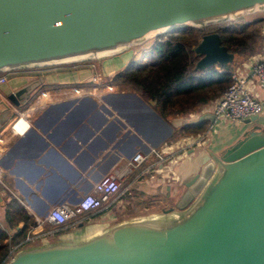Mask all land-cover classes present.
Masks as SVG:
<instances>
[{"label": "water", "instance_id": "95a60500", "mask_svg": "<svg viewBox=\"0 0 264 264\" xmlns=\"http://www.w3.org/2000/svg\"><path fill=\"white\" fill-rule=\"evenodd\" d=\"M263 9L264 0H0V72L99 58L150 33ZM194 51L201 54L197 68L234 57L217 32L203 34ZM39 84L28 82L6 99L21 107ZM170 198L172 221L119 224L84 241L17 251L4 264H264L263 131L246 130L223 152L206 153Z\"/></svg>", "mask_w": 264, "mask_h": 264}, {"label": "crops", "instance_id": "0c3cea01", "mask_svg": "<svg viewBox=\"0 0 264 264\" xmlns=\"http://www.w3.org/2000/svg\"><path fill=\"white\" fill-rule=\"evenodd\" d=\"M247 14L251 16L242 21L264 18V10ZM261 25L264 36V21ZM130 47L111 54L118 55V62L113 61V65L104 64L101 57L99 62L78 60L1 72L6 81L0 83V133L5 135L6 142L0 154V227L6 233L4 241L9 245L10 256L27 248L84 241L123 223L172 221L176 215L169 212L171 194L180 181L199 171L206 153L223 152L246 130L255 128L264 132V107L248 123L219 117L212 122L199 119L202 112L210 111L221 94L199 111L176 115L168 122L134 90L122 89L114 83H108L111 89L92 88L81 96L72 93V87L89 84L93 74L109 80L128 63L131 55L127 54L123 60L122 55ZM139 47L148 53L146 47ZM135 52H131L132 56ZM263 54L264 42L257 53L237 60L233 70L246 72L251 94L264 103V87L256 86L251 66L254 58ZM38 79L40 84L23 106L14 107L6 99L13 90ZM43 91L47 92L46 96ZM19 114L28 122V127L22 133L10 134L8 125ZM196 120H204L208 132L202 145L175 148L158 164L154 160L140 163L120 180L121 190L111 194L99 207L63 224L44 219L54 206L76 203L93 190L94 183L103 175L123 167L137 152H147L170 141L174 128ZM17 125L22 126V122ZM10 199L23 206L32 219L21 237L17 234L22 221L7 214ZM35 216L43 219L40 224H36ZM30 228L33 230L29 232Z\"/></svg>", "mask_w": 264, "mask_h": 264}, {"label": "trees", "instance_id": "16d2710c", "mask_svg": "<svg viewBox=\"0 0 264 264\" xmlns=\"http://www.w3.org/2000/svg\"><path fill=\"white\" fill-rule=\"evenodd\" d=\"M240 19L205 26L185 25L157 33L143 59L128 62L107 81L122 89L134 90L168 122L176 115L197 112L230 84L235 62L257 53L263 45L261 24L264 18L248 22L238 21ZM208 32L219 34L220 43L234 55L231 62L196 67L201 54L196 53L194 47ZM217 66L222 67L221 70ZM205 129L204 120L187 122L173 129L172 139L198 134ZM7 208L9 217L22 221L17 237L23 236L32 222L31 217L14 199L9 200ZM5 237L0 227V264H4L9 251Z\"/></svg>", "mask_w": 264, "mask_h": 264}, {"label": "built area", "instance_id": "2783aa9c", "mask_svg": "<svg viewBox=\"0 0 264 264\" xmlns=\"http://www.w3.org/2000/svg\"><path fill=\"white\" fill-rule=\"evenodd\" d=\"M264 10V9H263ZM264 17V14H263ZM252 71L255 75L256 86L264 87V54L260 55L251 63ZM6 81V76L0 73V83ZM90 81L99 84L103 81L100 74H93L90 77ZM107 88H112L110 84H107ZM91 88L74 86L71 91L76 96L84 95L91 92ZM43 95L46 96L47 92L43 91ZM264 107V103L256 96L252 95L248 86L247 74L242 69H235L231 73V82L226 87L221 95L213 102L210 111L215 114L216 117L229 119V120H242L244 118L259 114ZM22 115L15 116L8 125L7 131L10 134H17L24 132L28 127V122ZM22 121L21 128H17L16 124ZM207 131L194 135H182L171 141L164 142L159 147H152L147 152H137L130 159H127L123 167L114 170L112 173L103 175L98 179L94 185L93 190L83 195L76 203H62L54 206L49 210L44 219L52 222L53 224H63L66 221L74 218L75 216L82 214L88 210L97 208L101 203L106 200L111 194L117 191L120 180L135 166L146 161L149 157H153L154 163L158 164L166 160L168 154L174 151L175 148H188L191 146L202 145L203 141L207 137ZM6 137L0 133V154L5 149ZM153 163V165H154ZM0 183H2V168L0 166ZM43 219L39 216H35L36 224H40ZM35 228V226L33 227ZM33 230L29 229V232ZM28 232V233H29ZM28 237V236H27ZM7 259L10 257L8 254ZM6 259V260H7Z\"/></svg>", "mask_w": 264, "mask_h": 264}, {"label": "rangeland", "instance_id": "374dc122", "mask_svg": "<svg viewBox=\"0 0 264 264\" xmlns=\"http://www.w3.org/2000/svg\"><path fill=\"white\" fill-rule=\"evenodd\" d=\"M251 15L250 14H244V15H242L241 16V19L240 20H238V21H242V20H245L246 18H249ZM239 18V17H238ZM155 34L156 33H150L147 37H146V39L144 40V41H142V42H140V43H138V44H133V45H131L132 47H130L127 51H125V53H123V55H122V60L127 56V54L128 55H131V58L128 60V62H132V61H134V60H141V59H143V56H142V53L143 54H145V51H140V47H139V45L142 47H146V51H148L149 49H150V43H152L153 42V39H154V36H155ZM142 49H144V48H142ZM148 49V50H147ZM133 50H135L136 52H135V54H133V56H132V54H131V52L133 51ZM140 51V52H139ZM146 54H147V52H146ZM145 54V55H146ZM116 56H118V55H111V56H107V57H104V56H102L103 58V60H104V64H109V65H113V61L114 62H118V59H117V57ZM120 57H121V55H119ZM101 57H99V58H94V59H87L88 61H84V62H91V61H94V60H96L97 62H99L98 61V59H100ZM125 64H126V62H125ZM104 69V68H103ZM97 70H98V68H97ZM99 71V70H98ZM105 74H107V72L105 73ZM102 76V75H101ZM109 82L107 81V77L105 76V80L103 79V81L101 82V83H99V84H96V83H94V82H89V84L87 85V86H90V87H92V88H98V89H105L106 87H107V84H108ZM172 140V139H171ZM170 140V141H171ZM168 141V140H167ZM157 147H159V146H157ZM152 160H154L153 159V157H149L147 160H146V162H150V161H152ZM121 188H122V185L121 186H119L118 187V189H117V191L116 192H118L119 190H121Z\"/></svg>", "mask_w": 264, "mask_h": 264}, {"label": "bare ground", "instance_id": "6f19581e", "mask_svg": "<svg viewBox=\"0 0 264 264\" xmlns=\"http://www.w3.org/2000/svg\"><path fill=\"white\" fill-rule=\"evenodd\" d=\"M23 121H25V120H23ZM19 122H22V121H19ZM19 122H18V123H19ZM18 123H17V124H18ZM17 124H16L17 128H19V129H20V128H21V126H19V125H17ZM22 124H23V123H22Z\"/></svg>", "mask_w": 264, "mask_h": 264}]
</instances>
